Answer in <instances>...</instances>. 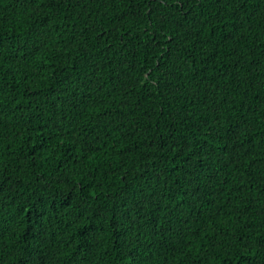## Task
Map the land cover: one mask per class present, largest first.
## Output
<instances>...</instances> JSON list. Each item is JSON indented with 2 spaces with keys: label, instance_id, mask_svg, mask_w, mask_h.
Masks as SVG:
<instances>
[{
  "label": "trees",
  "instance_id": "1",
  "mask_svg": "<svg viewBox=\"0 0 264 264\" xmlns=\"http://www.w3.org/2000/svg\"><path fill=\"white\" fill-rule=\"evenodd\" d=\"M0 264H264V0H0Z\"/></svg>",
  "mask_w": 264,
  "mask_h": 264
}]
</instances>
